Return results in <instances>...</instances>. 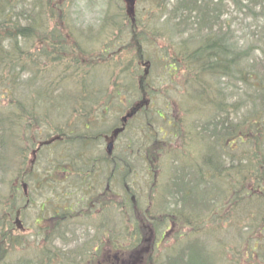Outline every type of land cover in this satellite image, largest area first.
Listing matches in <instances>:
<instances>
[{
    "label": "trees",
    "instance_id": "16d2710c",
    "mask_svg": "<svg viewBox=\"0 0 264 264\" xmlns=\"http://www.w3.org/2000/svg\"><path fill=\"white\" fill-rule=\"evenodd\" d=\"M114 1H106L107 8L104 15L99 17L100 20L96 22V26L83 28L71 25L64 1L0 0V89L5 87L0 91L2 94L0 98V180H3V174L8 172L13 173L14 178L24 180L21 169L26 163L24 161V165L21 163V166H16L18 164L16 161V165H13L9 153V138L15 134L17 141H24L22 135L28 130L31 133V127L40 125L41 122L48 123L46 113L56 111L57 106L59 109L62 108L61 110L71 112L72 118L88 117L85 130L91 126L98 128L96 123L98 117L90 119L91 113L95 111V108H99L100 102L112 103V101L99 100V98H105L100 95L103 89L99 88L101 83L96 80L98 78L95 71L99 68H109L112 63L114 65L107 93L110 98L107 100H112L123 91V86H119L121 80L130 88L129 92L133 97L131 99L136 100L127 112L130 117L149 108L150 105L146 107V103L157 93L152 83L147 81L149 62L152 58L149 50L154 49L157 46L156 43H159L165 35H169V39L175 36L180 41L174 45L170 43L172 47L166 48L167 57L159 52L154 58V63L156 68L161 69V73L165 72L171 77L182 70L183 86L191 85L194 88L187 90V98L205 114H202L198 125H190L188 119L185 127L178 126L175 122L176 113L175 125H173L172 120L164 118L159 110L154 111L167 122L168 127L172 126L169 131H159L163 133L161 141L154 138L152 143L150 139V145L145 148L147 150L145 158L148 161V169L151 170L152 184L161 175L159 162L163 159L161 156H164L165 159L170 160L168 169L172 171V177L166 185L172 190L171 196H178L183 204H189L192 201L195 203L194 200H197L200 209L208 204L214 212L218 210L220 204L210 199L207 201L202 184L212 183L215 186L223 182L224 186L227 185L225 189L221 190V187H218L224 195L225 202L240 201L238 203L240 204L245 196L250 200L260 199L258 214L261 216V223L258 225L263 229L264 75L259 82L261 89H258L260 94L257 100L261 105L259 107L254 105L250 111L246 109L241 111L239 102L233 101V96L225 92V87L220 90L216 82H213L220 78H230L235 72H238L244 82L254 77L252 72L254 64L249 63L246 53L244 56L238 55L227 32L223 31L224 23L227 21L221 18L224 1L135 0L132 13L129 12V4L124 0L122 2L116 0L115 3H117L112 4ZM55 11L60 14L54 15ZM183 33L187 35L182 36ZM116 44L120 45L114 49ZM130 51L133 54L127 59H120L122 55ZM72 81L76 83L71 86ZM211 86H215L217 91ZM22 88L27 92L22 91ZM210 89L215 94L221 92L223 95L214 97ZM39 107H44L45 112L37 110ZM109 107L110 104H106L102 116L107 113ZM183 107H188L187 102H184L181 108ZM60 124L55 125V134L51 137V134L45 133L49 136L44 138L36 152L43 146H49L51 142L67 144L68 140H60L61 137L68 135L63 130L67 124L62 125L61 129ZM116 128L111 129L110 135ZM123 131H125L124 128L118 130L117 135L119 136ZM37 134L40 135L41 132ZM87 134L92 138H96L97 135V133ZM166 138L173 139L172 144L168 141L169 146H164L163 140ZM76 140H80L79 142L84 145L91 142L87 137ZM243 145L244 148L241 147ZM238 147L242 149L239 154L235 153ZM106 155L109 156V153L107 152ZM158 155L160 159L158 164H155ZM253 160L255 162L252 163ZM96 163L95 159L91 160L88 165L90 172L95 170ZM31 169H29L30 172ZM118 169L117 166V172ZM56 170L57 165H54L50 174L46 176L44 182H49L48 185L57 182V178L54 177ZM115 170L116 167L112 169L108 178L113 177ZM79 171L81 170H77ZM125 176L123 175L122 178ZM255 180L258 184L248 189V184ZM18 187L15 186L14 190L16 191ZM13 193L14 196L17 195L16 192ZM63 193L67 194L66 191ZM241 193L244 194L242 198H240ZM128 194L134 195L129 187L126 189L123 205L132 198ZM194 194L195 196H192ZM93 197H89L91 202ZM13 200V196L7 197L8 204L11 206L6 208L4 213L12 219L16 213L13 210L15 203ZM212 200L216 201V199ZM86 204L92 205L88 202ZM231 204L233 207L234 203L231 202ZM56 206L50 216L63 211L61 218L55 219L53 224L54 227H58L59 223H63L66 227L64 231H60L63 234L69 228L66 223L68 216H74L76 213L70 215L74 213L72 202H68L67 206L62 204ZM6 222L12 228V222ZM106 231L103 229L99 231V234L102 233L105 237L108 234ZM102 241L101 236H94L85 241L78 238L73 240L74 247L69 251L65 241H61V247H52L56 249L54 251L56 253L64 252L69 256L72 255L71 264H81L82 259L77 255H85L88 261L94 260L105 244ZM260 243L264 244V239ZM8 247L7 245L6 250ZM114 247L121 252L125 250L122 243H114ZM136 247L137 245L132 244L131 250H135ZM247 249L244 244L242 250L246 257ZM136 252V257L134 253L131 255L132 260L136 258L133 262L140 260L145 253L143 247ZM41 253L43 254L44 251ZM38 257L41 259L40 254ZM163 257L165 264H214L206 243L202 245L194 240L189 241L185 246L181 245L171 255L164 254ZM60 260L65 262V256H62ZM147 260L153 264L157 258L152 255ZM1 261L2 259L0 264ZM70 262L65 263L70 264ZM22 264H29V261ZM111 264L116 263L111 262Z\"/></svg>",
    "mask_w": 264,
    "mask_h": 264
},
{
    "label": "rangeland",
    "instance_id": "374dc122",
    "mask_svg": "<svg viewBox=\"0 0 264 264\" xmlns=\"http://www.w3.org/2000/svg\"><path fill=\"white\" fill-rule=\"evenodd\" d=\"M59 1H64L69 13V22L71 21L74 27L96 26V22L100 20L99 17L104 15L107 8V0ZM223 1L221 18L227 20L223 31L227 32L238 55L244 56L246 53L249 63L254 64L255 67L252 68L254 77L244 82L238 72H235L230 78H220L213 82H216L220 90L225 87V92L233 96V101L239 102L241 111L245 109L250 111L254 105L257 107L261 105L257 99L260 94L258 89H261L259 82L264 75V0ZM58 14L60 13L55 11L54 15L58 16ZM185 35L187 33H183L182 36ZM168 36L165 35L159 43H156L157 46L154 49L149 50L152 58L149 62L147 81H150L157 90V93L150 98L154 102L149 99L146 103V107L150 105L149 108L127 118L125 131L114 140L109 156L106 155V145L111 129L121 126L122 118L136 101L131 99L133 97L129 92L130 88L121 80L119 86H123V91L112 100H107L110 98L107 93L111 83L110 76L114 71L113 63L110 69L104 67L105 69L99 68L95 71L98 78L96 80L101 83L99 88L103 89L100 95L105 97L99 100L112 101V103L100 102L99 108H95V111L91 113L90 119L98 117L96 122L98 128L91 126L85 130L88 117L72 118L71 112L61 110L62 108L59 109L57 106L56 111L46 113L48 123L41 122L40 125L31 127V133L28 130L22 135L24 141H17L15 134L10 136L8 146L13 165H16V161L18 163L16 166H21V163L24 165V161L26 164L21 169L24 180L14 178L11 172L3 174V180H0L1 264H22L25 261H29V264L38 262L39 264H69L65 262H70L72 255L69 256L64 252L56 253L53 247H61V241H65L69 251L74 247L73 240L79 238L85 241L94 236H101L105 244L94 260L88 261L85 255L78 254L77 257L82 259L81 264H111V262L150 264L147 258L152 255L157 258L153 264H165L164 254L171 255L181 245L185 246L192 240L199 241L202 245L206 243L214 264H264V244L260 243L264 239V226L262 229L258 225L261 223V216L258 214L260 199L250 200L241 193L240 198L244 197L243 200L240 204H238L240 201H231L234 203L232 207L231 202L223 201L224 195L221 190L227 185L224 186L223 182L215 186L212 183H206V185L202 184L206 193L205 198L207 201L210 199L216 204L219 203L218 210L212 212L213 209L208 204L200 209L197 200H194L196 205L193 201L183 204L178 196H171L172 190L166 186L169 178L172 177V171L168 169L170 160L165 159L164 156H161L163 159L159 162L161 175L152 184L151 170L148 169V161L145 158L147 152L145 148L150 145V139L151 142L154 138L161 141L163 133L159 131H169L172 126L168 127L167 122L154 111L159 110L164 118L172 120L173 125L177 122L178 126L185 127L188 119L190 125H198L202 114H205L187 98V90L194 88L191 85L183 86L182 70L171 77L165 72L161 73L158 67L156 68L155 56L159 52L162 56H166V48L172 47L170 43L174 45L180 41L175 36L171 39ZM119 45L116 44L114 49ZM131 54L133 53L130 51L122 55L120 59H127ZM161 66L163 67V63ZM75 83L72 81L71 86ZM211 87L217 91L215 86ZM21 90L27 92L24 88ZM210 91L214 97L222 94L221 92L215 94L211 89ZM1 96L2 94L0 98ZM150 101L153 104H150ZM184 102H187L188 107L181 108ZM106 104H110V107L102 116ZM37 110L45 112L44 107H39ZM175 113L177 116L174 122ZM57 123H61L60 129L62 125L67 124L62 128L68 135L60 139L68 140L67 144L51 142L49 146H43L36 152L44 138L49 136L45 133L51 134L50 137L55 134ZM37 132L41 134L38 135ZM87 133H97L96 138L90 137ZM84 137L91 140L87 143L88 145L76 140ZM106 137L108 139H105ZM163 141L164 146H169L168 141L172 144L173 139L166 138ZM241 147L244 148V145ZM241 147H238L235 153L239 154ZM157 158L155 164H158L160 155ZM93 159L97 163L95 170L90 172L88 165ZM54 165H57V173L54 174L57 182L48 185L49 182L44 180ZM115 167L113 177L108 178ZM30 168H32L31 172ZM76 169L81 171L77 172ZM123 175L126 176L122 178ZM21 181L26 184L27 195L23 192ZM91 182L93 189H91ZM256 184H258L256 180L251 182L248 184V189L255 187ZM15 186H19L16 191ZM128 187L133 190L134 195L128 194L132 197L129 199L131 202L126 199L128 203L123 205L122 201L125 200ZM64 191L67 194H64ZM13 192L17 195L14 196ZM2 195L14 197L13 210L20 214V229L15 223V214L13 219L8 214L4 215L6 208L11 204H8V196ZM91 196H94L92 202L89 200ZM68 202L73 203L72 212L74 213L70 215L75 213L76 215L68 216L66 223L69 228L62 234L60 231L66 228L63 223L54 227L55 220H49L48 217L53 214V208L56 205L67 206ZM87 202L92 205H87ZM193 205L195 206L192 207ZM41 217L44 218L42 221ZM6 221L12 222V228ZM103 229L108 233L105 237L102 233L99 234V231ZM4 243L9 246L7 250V245ZM114 243H122L125 247L124 252L116 249ZM132 244L137 245L135 250H131ZM244 244L248 248L247 257L242 250ZM141 247L144 248V255L137 262H133L136 258L132 260L131 255L134 253L136 257V251ZM4 251L6 252L3 254ZM42 251H44L43 254ZM39 254L41 259L38 257ZM62 256H65V262L60 260Z\"/></svg>",
    "mask_w": 264,
    "mask_h": 264
},
{
    "label": "water",
    "instance_id": "95a60500",
    "mask_svg": "<svg viewBox=\"0 0 264 264\" xmlns=\"http://www.w3.org/2000/svg\"><path fill=\"white\" fill-rule=\"evenodd\" d=\"M125 1L129 2V3L131 4V6H133L134 3H135V0H125ZM130 12H133V7L130 8ZM128 116H129V114L125 115V116L123 117V120L126 121V119H127ZM107 148H108V151L110 152L111 149H112V142H110V143L108 144ZM17 222H20V221L17 219Z\"/></svg>",
    "mask_w": 264,
    "mask_h": 264
},
{
    "label": "flooded vegetation",
    "instance_id": "af4514ba",
    "mask_svg": "<svg viewBox=\"0 0 264 264\" xmlns=\"http://www.w3.org/2000/svg\"><path fill=\"white\" fill-rule=\"evenodd\" d=\"M54 218L58 219V218H59V216H56V217H54ZM43 219H44V218H43V217H41V221H42Z\"/></svg>",
    "mask_w": 264,
    "mask_h": 264
}]
</instances>
